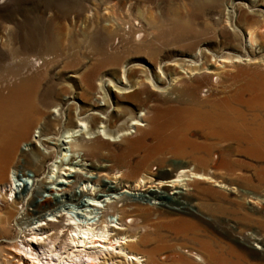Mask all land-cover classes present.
Wrapping results in <instances>:
<instances>
[{
    "label": "bare ground",
    "instance_id": "6f19581e",
    "mask_svg": "<svg viewBox=\"0 0 264 264\" xmlns=\"http://www.w3.org/2000/svg\"><path fill=\"white\" fill-rule=\"evenodd\" d=\"M115 60L116 56L108 57V62ZM187 61L191 63L164 64V67L160 64V79L155 80L147 73L135 83L128 67L118 64L124 86L115 85V91L118 97L127 95L130 104L143 105L145 113L140 117L132 110L119 113L118 108L115 111L119 114H110L109 85L113 81L105 77L97 81L91 71L82 77L88 107H81L80 112L75 108L66 113L64 99L47 112L41 106L40 88L25 74L15 76L17 80L12 85L1 84L0 264H159V252L182 248L201 262L190 261L178 250L176 264H238L236 252L213 240L196 222L182 220L175 224L153 220L163 214L204 218L207 215L198 208L197 201L203 192L212 189L203 185L235 189L224 183L218 172L224 169L226 159L218 170L210 166L214 146L208 144L197 150L194 148L197 145L187 140L190 129L184 123V115L171 109V99L165 100L166 110L158 105L146 106L145 95L151 94L150 89L161 91L158 83L167 80L168 71L175 75L174 82L183 80L184 75L194 76L203 71L218 74L213 69L201 68L193 60ZM219 62L221 66L230 63L227 59ZM28 68H32L30 61L23 64L22 70ZM69 88L66 93H70L64 96L74 99ZM191 90L189 87L186 92ZM64 115L68 117L66 124L60 120ZM127 116L132 118L131 122L122 123ZM52 117L54 130L45 134L44 123ZM135 127L137 132H132ZM40 128L41 136L36 138L34 131ZM234 129L240 133L234 137L239 145L251 142L253 121L241 113L224 116L218 122V130L206 138L218 140L221 131ZM138 131L140 136L131 137ZM118 141L125 143L121 152L105 155ZM25 144L28 150H23ZM69 149L79 155L80 163L71 160L65 164ZM61 153L64 159L60 164L54 163L52 158ZM218 155L215 153L214 159ZM178 157L181 162L175 165L173 159ZM92 159L95 163L89 164ZM25 167H30V172ZM54 175L57 179L49 186L48 180ZM87 186L100 190L88 191V199L80 201L77 189L85 194ZM27 192L28 197L33 192L49 196L41 195L39 201L30 197L27 201L23 197ZM29 206L34 209L29 210ZM46 206L49 209L44 214ZM205 209L211 211L209 207ZM15 230L16 235L12 236Z\"/></svg>",
    "mask_w": 264,
    "mask_h": 264
},
{
    "label": "rangeland",
    "instance_id": "374dc122",
    "mask_svg": "<svg viewBox=\"0 0 264 264\" xmlns=\"http://www.w3.org/2000/svg\"><path fill=\"white\" fill-rule=\"evenodd\" d=\"M112 56L116 60L108 62ZM220 59L230 63L221 66ZM187 60L218 74L205 71L194 76L183 74V80L174 82L175 75L168 71L167 80L158 83L161 91L150 89L151 94L145 95L146 106L158 105L166 110L165 100L171 99V109L184 115V123L190 129L187 140L197 145L194 147L197 150L208 144L214 146L210 166L218 170L226 159L224 169L218 172L221 180L235 189L203 185L212 189L203 192L197 201L198 208L207 215L204 218L163 214L153 220L175 224L182 220L196 222L213 240L234 250L238 264H264V0H0V89L1 84L12 85L17 80L15 76L25 74L40 88L41 106L47 112L63 99L66 113L88 107L82 77L93 72L97 81L100 77L113 81L111 86L107 82L111 90L110 114L132 110L140 117L145 113L143 105H132L127 95L118 97L115 91V85L124 86L118 64L128 67L135 83L147 73L155 80L160 79V64L189 65L191 62ZM29 61L32 68L23 71V64ZM67 87L73 91L74 99L64 96L70 93H66ZM189 87L192 90L186 92ZM117 108L119 113L115 111ZM237 113L253 121L251 142L239 145L234 140L240 135L236 129L221 131L218 140L206 138L218 130V122L224 116ZM53 119L44 123L45 134L54 130ZM60 120L66 124L68 117L64 115ZM131 120L127 116L122 123ZM137 130L135 127L132 132ZM34 136H41V128L34 131ZM137 136L139 131L131 135ZM124 146V142L118 141L104 153L121 152ZM23 147L29 149L26 144ZM66 153L65 164L82 160L70 149ZM215 153H219L217 159ZM63 159L61 153L52 161L60 164ZM21 161L27 162L25 158ZM173 161L177 165L181 158ZM23 169L30 172V167ZM56 176L48 180L49 186ZM87 187L85 194L77 189L80 201L88 199V191L100 190ZM41 195L49 193L33 192L28 197L27 192L23 197L39 201ZM204 206L211 211L207 212ZM43 208L45 214L49 207ZM30 209L34 207L29 206ZM178 250L190 261L201 262L188 249ZM178 250L159 252L157 262L176 264Z\"/></svg>",
    "mask_w": 264,
    "mask_h": 264
}]
</instances>
